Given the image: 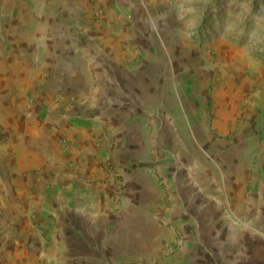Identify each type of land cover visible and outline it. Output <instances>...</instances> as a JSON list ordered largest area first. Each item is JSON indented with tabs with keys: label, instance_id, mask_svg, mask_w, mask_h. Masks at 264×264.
Listing matches in <instances>:
<instances>
[{
	"label": "rangeland",
	"instance_id": "rangeland-1",
	"mask_svg": "<svg viewBox=\"0 0 264 264\" xmlns=\"http://www.w3.org/2000/svg\"><path fill=\"white\" fill-rule=\"evenodd\" d=\"M128 1L125 19L116 14L121 22L139 30L151 26L149 37L140 32L126 44L130 57L116 67L137 70L132 83L143 84L142 100L152 114L146 140L133 148L137 157L125 154L126 134L114 132L106 120L107 86L115 80L122 93L126 82L116 71H102L99 47L92 44L93 30L115 27L117 32L122 25L115 23L105 1H92L78 17L68 14L71 0H0V177L6 182L34 175L32 191L46 182L44 193L55 209L59 189L72 180L109 187L115 216L96 225L98 264H222L226 238L220 223L193 216L205 214L202 204L212 202L211 213L223 203L220 213L225 208L232 216L240 213L234 196L225 197L232 174L224 167L238 160L224 152L240 138L251 91L264 86L253 70L264 64V0ZM156 51L163 61H148L146 55ZM173 54L174 59H166ZM171 105L180 117L182 140L167 142L158 128L168 119L161 108ZM222 106L238 111L228 132L222 128ZM192 122L195 127L187 134ZM76 127L95 130L82 139ZM89 148L97 153L93 166L99 172L94 175L84 162ZM254 159L241 158L248 162L247 193L257 176ZM138 173L147 179L142 196L135 191ZM68 188L70 196L75 188L83 189L77 183ZM31 219L46 249L52 251L57 240L59 264L65 255L60 235L76 228L62 219L48 226L39 213Z\"/></svg>",
	"mask_w": 264,
	"mask_h": 264
},
{
	"label": "crops",
	"instance_id": "crops-1",
	"mask_svg": "<svg viewBox=\"0 0 264 264\" xmlns=\"http://www.w3.org/2000/svg\"><path fill=\"white\" fill-rule=\"evenodd\" d=\"M92 1L101 3L105 1L115 16L120 12L121 16H119L123 20L125 19L122 12L127 13L128 0H71L74 6H69V8L67 6L68 14H77L78 17H81L88 11V6L91 5ZM120 17L116 16L115 20V23L122 24L119 26V31L116 32L115 27L108 28L105 31H92V44L99 47L98 57L102 62L103 70H99L106 71L104 68H107L109 75L111 72L114 73L116 67L121 66L130 57L131 53L126 44H131V41L135 40V36L140 32L143 37H147L144 36L145 33L149 37L151 31L149 25L141 30L137 27L134 28L133 25L130 28L128 23L121 22ZM167 28L169 30L174 29V27ZM149 44L151 47L153 46L152 43ZM146 57H148V61H163V55L158 56L157 51L148 53ZM174 58V54L166 57L167 60ZM126 70L116 71V74L120 73L126 82L122 93V90L117 91L116 85L119 86V84L115 80L107 86L108 93L106 95L108 99H106V104L109 114L106 120L112 123L114 132L120 131L126 134L127 138H124V141L129 142L127 145L129 149H125V154L137 157L139 154L133 148L136 142L140 143L146 140L148 119L152 114L146 111V102L142 100L146 97L143 84L141 82H138L137 85L132 83L131 79L137 77V70L131 71L127 68ZM253 70L256 71L259 82L264 85V64L254 65ZM144 84L146 86V80H144ZM256 88L255 91L250 93V97H253V102L247 107L250 114L241 121L240 138L236 141L234 148L224 152V156L238 160V163L224 167L227 174H232L228 182L232 187L229 192L225 193V197L228 199L231 195L234 196L236 203L239 204L240 213L232 216L226 208L224 212L220 213V208H223L225 203L217 205L216 214L211 213L209 209L213 205L212 202L211 204H202L201 207H204L205 214L198 213L193 216L194 220L196 217V220L220 223L222 234L226 238L225 242L222 243L225 246L222 247V264H264V86L257 85ZM164 92L166 94V90ZM161 110L166 113L168 119L159 122L158 134L167 142L182 140V124L179 121L180 117L175 114L176 108L171 105L168 108L162 107ZM237 113V109L222 106V128L224 132L233 129V122ZM187 126L188 134V131L195 127V123H187ZM89 130L93 132L95 129L94 127H76L75 134L85 139ZM16 140H19L18 137L13 141ZM26 140L28 138L24 141L26 142ZM17 142L10 146L11 151L15 149ZM140 146L142 147L143 144ZM245 147L247 152L244 151ZM28 153L33 154L32 152ZM95 154L97 155L95 150L89 148L87 159H84L86 170L92 175L99 172V167L93 166ZM37 156L42 157L35 155L34 158ZM241 158H251V160L255 158L254 160L257 162V167L253 171L254 175L257 176L252 179L249 193L246 192V187L244 188L246 183L245 168L248 162L242 161ZM70 178L72 179L70 176L65 177V181ZM75 181L72 180L70 185L59 189L58 208L55 209L54 206L50 207L52 204L51 197L44 193V189L48 186L46 182L38 184V190L32 191L31 187L36 185L34 175L24 174L6 182L2 181L0 177V264H58L55 259L58 257L57 251L60 248L57 245V240L54 242L52 251L46 249L43 235L35 230L32 222L31 216L34 213L42 215L43 222L47 223L48 226L53 221L62 219L71 222V225L73 224L76 228L68 227L64 232V236L60 235V239L64 242L62 249L65 251V255L60 258L59 264H98L100 262L98 257L100 254L94 248L93 239L97 237L96 230L98 226L96 225L108 217L115 216L109 198L113 191L104 184L94 187L86 184L85 181L81 182V179L79 180L80 183ZM136 182L137 188L135 191L140 196L146 194V177L138 173ZM75 183L81 185L83 189H74L73 184ZM68 187L74 189L73 196H70L71 189ZM117 213L120 212L117 211ZM232 221L234 222L235 231L231 234L232 238H230ZM228 245L231 246L226 249Z\"/></svg>",
	"mask_w": 264,
	"mask_h": 264
}]
</instances>
